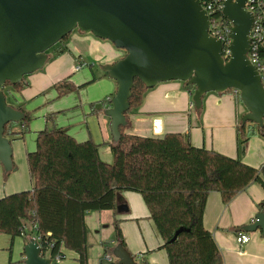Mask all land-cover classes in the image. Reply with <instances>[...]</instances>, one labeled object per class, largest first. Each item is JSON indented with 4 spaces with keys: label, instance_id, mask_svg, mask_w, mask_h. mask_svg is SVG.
Listing matches in <instances>:
<instances>
[{
    "label": "trees",
    "instance_id": "16d2710c",
    "mask_svg": "<svg viewBox=\"0 0 264 264\" xmlns=\"http://www.w3.org/2000/svg\"><path fill=\"white\" fill-rule=\"evenodd\" d=\"M68 37L48 53L54 57L63 55ZM104 75L108 74L104 72ZM26 84L24 79L15 85L6 82L3 87L6 99L10 90L20 92ZM183 84L193 95L196 86ZM55 87L59 96H63L81 86L74 84L69 76ZM148 89L139 78L135 79L126 116L141 106ZM229 91L234 90L226 92ZM237 96L242 102L239 93ZM107 104H111L110 98L92 103V111ZM31 120V114L26 112L23 121L7 123L5 136L11 142L23 138L30 132ZM18 124L20 129H14ZM127 126L120 127L121 138L111 146V163L101 159L99 145L91 139L78 141L59 127L39 131L36 149L27 154L33 186L0 198V234L12 239L23 237L30 225L45 255L55 258L68 249L78 255L75 264H89L86 214L114 210L120 192L133 191L143 197L170 264H224L213 234L203 223L206 201L214 191L227 204L252 182L264 187V163L255 168L241 158L197 147L187 133L146 137L125 132ZM236 130L241 156L251 137H264V127L255 122L244 125L240 122ZM258 208L264 212V200ZM115 226L117 237L124 241L118 220ZM180 227L188 230L172 240ZM140 263L148 264V261L141 259Z\"/></svg>",
    "mask_w": 264,
    "mask_h": 264
},
{
    "label": "crops",
    "instance_id": "0c3cea01",
    "mask_svg": "<svg viewBox=\"0 0 264 264\" xmlns=\"http://www.w3.org/2000/svg\"><path fill=\"white\" fill-rule=\"evenodd\" d=\"M67 51L60 57L50 59L42 70L25 76L26 86L16 92L10 90L7 102L22 107L32 116L30 132L21 139L12 141L13 161L16 171L6 172L0 164V198L5 195L29 190L33 179L27 163V154L36 149L37 133L45 128L59 127L78 141L93 140L99 145L103 161L111 163L114 144L110 131V118L105 109L92 111L91 104L111 99L117 90V83L101 69L121 58L123 51L109 40L93 34L72 32L65 42ZM82 67L76 70V66ZM71 76L78 90L59 96L55 85ZM192 95L185 90L181 81L161 82L145 93L140 107L127 116V133L146 137H163L167 133L188 134L192 144L206 147L233 158H241L246 164L260 168L264 163V137H251L244 155L239 153L237 125L247 109L239 101L237 92H209L204 95L201 109L192 107ZM100 106V105H98ZM14 129L19 130L20 124ZM264 200V187L258 182L250 183L230 202L225 204L219 192H211L206 201L203 223L214 236L224 258V264H264V237L260 230L246 232L251 224L258 204ZM125 205L127 209L120 208ZM88 226V244H104L105 252L116 245V220L126 247L137 254V260L148 264H170L168 253L161 248L163 240L150 218L149 209L143 197L133 191H123L114 210L90 211L85 216ZM240 233H247L251 239L239 243ZM35 237V236H33ZM30 235L12 239L0 234V246H9L0 253V264H20L13 261V250L21 257L23 247ZM109 246L107 251L106 247ZM70 253H67V252ZM89 251V248H88ZM62 264L77 263L78 255L63 250ZM70 258L71 261H68ZM89 264H102L95 254V246L89 251ZM141 264V263H140Z\"/></svg>",
    "mask_w": 264,
    "mask_h": 264
},
{
    "label": "water",
    "instance_id": "95a60500",
    "mask_svg": "<svg viewBox=\"0 0 264 264\" xmlns=\"http://www.w3.org/2000/svg\"><path fill=\"white\" fill-rule=\"evenodd\" d=\"M247 1L224 0L222 13L233 25L231 54L224 57L222 42L210 34L208 14L199 0H0V164L4 170L16 171L5 125L26 118L23 109L7 102L5 83L15 85L42 70L50 59L48 50L75 30L126 51L101 68L117 83L111 107L104 111L114 143L121 138L120 127L128 125L126 112L136 78L147 88L168 81L195 85L192 102L198 110L205 94L234 90L247 109L241 123L251 121L263 128L264 82L248 57L254 15L245 8ZM187 230L180 227L172 240ZM243 230H260L264 237V212L256 213ZM23 253L24 264H52L36 237L26 240ZM112 254L118 264H140L124 241L116 243Z\"/></svg>",
    "mask_w": 264,
    "mask_h": 264
},
{
    "label": "built area",
    "instance_id": "2783aa9c",
    "mask_svg": "<svg viewBox=\"0 0 264 264\" xmlns=\"http://www.w3.org/2000/svg\"><path fill=\"white\" fill-rule=\"evenodd\" d=\"M206 10L209 18V32L222 42L223 56L229 57L231 54L230 45L232 43V22L222 13L224 0H199ZM245 8L254 15V24L250 32V48L248 57L259 70L264 82V0H248ZM222 13V15L219 14ZM82 67L76 66V70ZM194 107V103L191 104ZM26 236V234H24ZM23 235V237H24ZM251 239L247 233H240L237 237L239 243H247ZM49 253V251L47 252ZM49 256V255H46ZM51 257V256H50ZM52 258V264H62L63 254ZM105 259L110 263L118 264V259L109 252H106Z\"/></svg>",
    "mask_w": 264,
    "mask_h": 264
},
{
    "label": "rangeland",
    "instance_id": "374dc122",
    "mask_svg": "<svg viewBox=\"0 0 264 264\" xmlns=\"http://www.w3.org/2000/svg\"><path fill=\"white\" fill-rule=\"evenodd\" d=\"M76 31L80 32L79 30H75L73 32H76ZM123 54L124 55L126 54L125 50H123ZM27 234L30 235V237L35 236V231L32 228V226H30V225L27 226ZM94 246H95V254L98 256L99 260L102 258V264H112L105 259V254H106V252L104 251L105 245L104 244H99V245L93 244L92 246H89V251H91ZM8 247L9 246H3V247L0 246V253L6 252L8 254V257H9ZM108 252L111 253V250ZM67 253H70V252L68 251ZM22 258L23 259L25 258L24 253L21 257L20 253L17 250H13V256H12L13 261H21ZM68 261H71L70 258L68 259ZM20 264H24V262H21Z\"/></svg>",
    "mask_w": 264,
    "mask_h": 264
}]
</instances>
